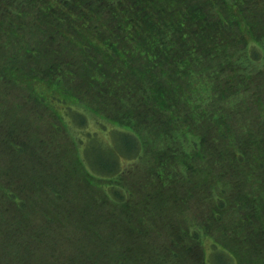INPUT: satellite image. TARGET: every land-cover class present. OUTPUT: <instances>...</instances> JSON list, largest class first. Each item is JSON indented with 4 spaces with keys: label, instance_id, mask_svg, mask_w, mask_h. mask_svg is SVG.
<instances>
[{
    "label": "trees",
    "instance_id": "obj_1",
    "mask_svg": "<svg viewBox=\"0 0 264 264\" xmlns=\"http://www.w3.org/2000/svg\"><path fill=\"white\" fill-rule=\"evenodd\" d=\"M37 81L80 96L72 154L19 115L61 134L47 101L63 99ZM90 102L112 109L115 145L84 127ZM0 114L2 153L57 177L41 179L39 231L0 212V264H209L206 241L218 264H264V0H0Z\"/></svg>",
    "mask_w": 264,
    "mask_h": 264
},
{
    "label": "rangeland",
    "instance_id": "obj_2",
    "mask_svg": "<svg viewBox=\"0 0 264 264\" xmlns=\"http://www.w3.org/2000/svg\"><path fill=\"white\" fill-rule=\"evenodd\" d=\"M211 2H214V0H211ZM7 22L9 24L12 23L9 19H7ZM10 33L12 35L16 34L12 30H10ZM130 39L131 38L129 37L128 40H130ZM18 62H19V60H18ZM19 64H20V62H19ZM22 67L23 66L20 65V68H22ZM13 73L18 77L21 76V74L18 71H13ZM20 83L22 85L24 84L22 79H20ZM31 87H32L33 93L37 94L39 97L50 99L51 97L56 96L60 99H63V103H59L56 100L47 101L53 106L54 116H55V122L53 124H55L54 126H57L58 128H60L61 134L55 135L54 131H52L53 128L51 129L50 125L48 123H46V120H48V117L45 118V120L44 119L40 120V118L38 116V112H36V113L30 112L29 108H27V109L25 108L22 111H20L19 112L20 117H21V114H27V116L29 118H31L30 116H32V118H37L39 120V125H40V127L38 128V132L40 134L51 133L54 138L56 136V139H53V140H55V142H56V145L58 147L57 150H59V152H63V154H65V153L69 154L71 151L70 152L67 151L66 146L69 148V150H70V148H73L69 134L74 133L75 129L78 128V126L73 123L74 122L72 119L73 113L71 112L72 110L69 111L68 108H69V106H71L73 109H75L76 112L82 111L81 110L82 104L78 103V98L80 99V96L77 95L76 92L75 93H71V92L68 93L66 91H63L60 87H58V85L49 86L45 82H42V81H37V82L31 84ZM24 93H25V91H21L19 89L18 92L14 91L9 96H11V97L17 96L16 99H18L22 102H25L20 97V95H23ZM91 106L94 107V104L92 102H90V106H89L91 113H86V115H87L86 120H88V121H87V123H85L84 127L86 128L87 131H90L92 133V135H95V137L99 141L104 143L105 145H107V146L115 145V143H116L115 129L113 127H111V125L108 122V121H111V122H114V121L110 120L112 118H106V115L113 117L112 115L108 114V110H110L112 112V109L109 108L108 110H106V108H105L103 115H100L98 117V115H96L95 112L92 110ZM0 116H2V115L0 114ZM50 117L53 119V116H50ZM115 119H118V118H115ZM19 120H20V118L16 119V124H18ZM100 120L105 122V127L98 124L97 121H100ZM20 121H22V120H20ZM106 125H108L107 129H106ZM33 131H36V128H34ZM72 153H73V151L71 152V154ZM62 155L60 158L57 157L53 161V164L55 166L65 165L64 161L62 160ZM76 155H78V154H76ZM37 163L38 162L36 160L31 162V160L16 159L15 157H12L10 155V153H9V157H8V156L4 155L2 153V151L0 150V179L1 180H7V181L14 179L16 181V184H17L16 187L19 189V195H20L21 199L25 200L29 204V207L25 211V212H29V213L17 212L14 205L12 203H10L7 199L2 197L1 195H0V212H5L6 214H8V216L11 218L12 222L15 224H18V222H21L24 226H26V227L29 226L30 229H31V227H35L39 231V229L43 228V227L41 228V226H40L42 215L38 214L37 210H38L39 206L35 205V203L41 198L42 194H45L44 191H42L43 188L40 186V182H43L44 180H41V179H44V178H56L57 179V177L55 175H52V176L46 175L44 173L37 172L34 170L31 171V175H30L29 169L34 164H37ZM120 164H121L122 169H126V170L133 167V163L127 157H123L122 162ZM5 167H7V169H8L7 174L5 172ZM10 168H12V172H10ZM3 169H4V174H3ZM142 175H143V173H140V176H142ZM5 176H6V178H5ZM16 177L19 178V180H20L19 181L20 182L19 187H18V180L16 179ZM68 178H71V176H68ZM141 178H143V177H141ZM34 179H38L39 185H37V187L32 189L33 187L31 185H33L32 180H34ZM3 183L4 182H0V184H3ZM5 183L3 184L2 187H4ZM82 186L83 185H81V187ZM77 189L82 194H84L83 190L79 186H77ZM1 193L2 192L0 190V194ZM70 195L72 198H76L75 201L80 206L84 205V204H85V206L87 205L88 210L90 212V210L93 206V203L89 204L88 198H90V197H88V196L85 197V195L81 196L80 194L78 195L76 193L75 194L73 193ZM36 206H37V208H36ZM180 219L181 218H179V217L173 219V220H175V221H172L174 227L176 226V223H178ZM31 220H34V221H31ZM60 225L62 227V230L65 233L71 234L73 232L71 230H74L75 227L78 226V222L77 221H69L68 225H67V222H64V219H62V221L60 222ZM105 232H106V230H105ZM205 249H206V254H207L206 257H207L209 264H216V263L218 264V260H214L213 253L210 250V242L209 241H206Z\"/></svg>",
    "mask_w": 264,
    "mask_h": 264
}]
</instances>
